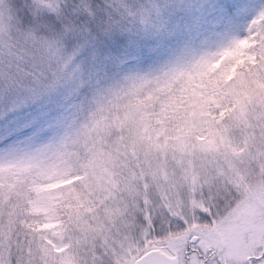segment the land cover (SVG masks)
Masks as SVG:
<instances>
[{
    "label": "snow or ice",
    "instance_id": "1",
    "mask_svg": "<svg viewBox=\"0 0 264 264\" xmlns=\"http://www.w3.org/2000/svg\"><path fill=\"white\" fill-rule=\"evenodd\" d=\"M212 7L230 18L251 6L217 0ZM169 8L167 0H16L12 7L0 0V264H67L99 220L86 210L108 211L106 200L121 205L111 210V227L131 233L114 264H264V92L248 98L236 90L239 74L264 88V0L242 36L166 59V47L191 27ZM238 53L252 63L245 60L225 83ZM170 84L172 98L161 92ZM147 93L157 97L150 119L142 108ZM123 100L128 108L96 148L70 154L81 114L95 119ZM240 124L244 148L255 147L260 167L255 185L219 160L228 158L221 139ZM248 127L260 128L258 144ZM200 137L212 138L213 147L204 149ZM116 139L151 151L171 146L188 166L162 182L148 170L143 192L136 183L116 201L113 194L125 191L113 172L119 164L97 150L110 151L104 141ZM202 150L213 159L194 169L191 158Z\"/></svg>",
    "mask_w": 264,
    "mask_h": 264
},
{
    "label": "rangeland",
    "instance_id": "2",
    "mask_svg": "<svg viewBox=\"0 0 264 264\" xmlns=\"http://www.w3.org/2000/svg\"><path fill=\"white\" fill-rule=\"evenodd\" d=\"M144 3H148L149 0H143ZM217 0H167L170 5L168 10L169 15H174L176 19H185L191 24L189 30L181 37L179 41H172L165 49L166 59L182 56L186 53H190L193 50H212L220 45L227 44L231 39L236 36H242L249 22L253 19L258 10L260 0H245V3L251 7L247 9H240L239 12L230 18H224L215 13V9L212 7ZM7 6L12 7L15 5L16 0H5ZM203 5H207V8H202ZM198 21V22H197ZM255 43V41H253ZM243 48L250 47L248 44H244ZM231 68L228 69V75L225 76V83L232 80L234 75H237V68L243 64L245 60L248 63H252L249 57H239ZM223 59V57H221ZM219 66V61L216 65L208 68V72L214 71ZM200 75L196 77L189 76V82L198 80ZM173 84H170L166 89L161 88V92H167L169 98H172ZM194 87H203L200 84H194ZM237 92L245 97L253 98L259 95L260 92H264V88L255 81L245 79L243 74H239L237 81ZM157 97L151 93H147L142 97V108L144 109V115L150 119L151 111L157 107L155 101ZM128 100L120 102L112 101L108 106L103 108V114L98 115L95 119L88 116L86 113H82L80 116V122L77 129L72 132L73 139L69 140V152L73 156L77 154L79 149V155L83 156L86 151H91L96 148V144L101 141V133L107 134L109 123H116L118 118L124 114V111L129 106ZM131 103H134L131 102ZM172 113L170 112L169 115ZM160 127L161 121H151ZM249 123H255V120L249 121ZM243 124L233 126L230 131H227L220 141L222 149L228 153V158L223 156L219 157L220 163L225 169H231L233 167L239 168L241 172L247 176L248 184L255 185L259 182L260 167L255 160V147H249L247 150L243 144L242 129ZM247 133L249 137H254V143L260 142V128L255 129L248 127ZM219 136V133H215ZM95 139V143L93 140ZM163 139V137H160ZM203 140L204 149H211L214 141L212 138L204 139L203 137L197 138ZM105 144H110V151L108 148H98L97 150L103 153L108 158L109 165L114 163L119 164V168H113V172L118 171L122 182V187L125 188L123 193L115 192L114 198L116 201L123 202L126 197H129L130 193L136 191L135 184H139V191H144V185L147 182L144 178V173L148 170L158 171L161 182L163 178L171 176L173 173L179 176L181 174V164L185 167L188 166V161H181L180 153L173 147L169 146L164 149L151 151L142 145H136L133 147L131 143L127 146L121 143L118 139L113 142L104 141ZM84 145H87L85 148ZM213 159L212 155H205V151H200L197 157H192V167L203 168L205 163ZM110 176L115 179V176L110 173ZM129 181H135L134 184L129 187ZM149 195L153 199H157L156 189L150 188ZM106 200V197H105ZM111 205V209L108 211L103 210V206L100 208H89L86 210L89 216H93L94 213H99V220L95 222L89 219L87 223L94 225L93 229L80 237V244L78 247L73 248L68 253L69 259L67 264H93V258L96 259L97 264H114L116 259L115 254L120 253V244L125 241L131 233L129 230L119 231L117 227H111L114 217L111 215V210H114L121 205L113 203L111 200H106ZM129 203L132 201L129 200ZM66 219V217H63ZM59 221L53 222L50 225L51 228H56ZM86 237V238H85ZM68 245L55 249L57 254L64 253ZM75 259H71V257Z\"/></svg>",
    "mask_w": 264,
    "mask_h": 264
}]
</instances>
